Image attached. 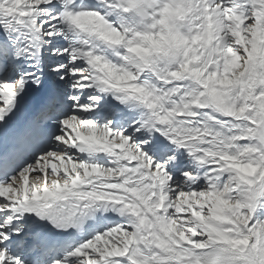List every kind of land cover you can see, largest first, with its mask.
Wrapping results in <instances>:
<instances>
[{
    "label": "snow or ice",
    "instance_id": "6c2138e0",
    "mask_svg": "<svg viewBox=\"0 0 264 264\" xmlns=\"http://www.w3.org/2000/svg\"><path fill=\"white\" fill-rule=\"evenodd\" d=\"M0 264H264V0H0Z\"/></svg>",
    "mask_w": 264,
    "mask_h": 264
}]
</instances>
